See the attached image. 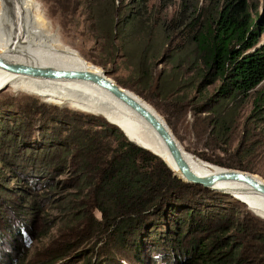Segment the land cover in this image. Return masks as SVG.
Returning a JSON list of instances; mask_svg holds the SVG:
<instances>
[{
  "label": "trees",
  "instance_id": "16d2710c",
  "mask_svg": "<svg viewBox=\"0 0 264 264\" xmlns=\"http://www.w3.org/2000/svg\"><path fill=\"white\" fill-rule=\"evenodd\" d=\"M92 1L95 20L110 25L101 39L112 46L121 39L122 46H134L132 88L118 84L146 102L170 99L184 116L194 112L207 143L219 145L224 154L234 157L217 164L254 172L248 162L255 151L252 132L246 130L235 147L234 136L242 110H254V114L264 110V14L259 2L169 0L168 15L161 19L149 12L148 0H135L125 12L117 5L122 0ZM161 65L166 68L158 74ZM61 113H57L61 120L49 118L53 132L48 127L41 131L45 148L31 154L30 161H40L33 168V188L49 190L45 181L52 173L71 176L77 193L67 198L66 211L85 223L87 234L95 236L101 229L108 248L114 241L109 252L99 256L98 264L102 258L105 264L113 262L117 253H125L136 264H264V225L250 210L242 214L239 201L175 177L134 137L126 133L133 143L99 116ZM256 117L251 124L255 125ZM4 131L9 130H0V139L8 138L5 144L13 145L14 132L4 136ZM24 142L20 146L16 142L12 151L25 148ZM14 165L6 167L14 173ZM12 229L5 231L15 238L13 251L5 249L3 240L9 235L0 231V264L14 263L17 244L30 239V226L20 222ZM150 240L158 244L151 247ZM68 256L66 252L52 258L59 259L58 264Z\"/></svg>",
  "mask_w": 264,
  "mask_h": 264
},
{
  "label": "rangeland",
  "instance_id": "374dc122",
  "mask_svg": "<svg viewBox=\"0 0 264 264\" xmlns=\"http://www.w3.org/2000/svg\"><path fill=\"white\" fill-rule=\"evenodd\" d=\"M255 1L259 2L260 12L264 14V0ZM36 2L39 4L38 6H40V17L48 27L50 33L64 47L78 53L81 57H78L80 62H87L86 64L92 69L102 74L107 73L108 77L117 84L122 82L126 87L132 88L130 86L134 82L132 75L135 74L136 71L132 69L130 53L133 51L134 46H128L127 48L122 46V39L119 45L112 46L110 42H104V40L101 39L104 34L103 32L110 25L107 21L100 24L95 20L96 7L92 0H36ZM132 2L135 3V0H122L119 5V1H117L120 12L131 10L134 7ZM148 2L149 12L158 14L161 19L164 18V15H168L166 7L170 4L169 0H148ZM172 3L175 4L174 1H172L171 4ZM169 10L170 13L173 12L175 6L170 7ZM14 17L16 16L13 15L7 18V21L9 20L8 22L10 23L9 26L14 25L17 30L19 28L20 30H24L23 32L29 31L28 26L23 23V21H19L20 18L14 20ZM17 30L13 31L16 32ZM25 34L28 35L26 32ZM12 35L13 34H9L4 30H0V40L1 38H10L11 40ZM18 43L19 45H24L23 39H18ZM111 52L112 55H110ZM42 53L43 52L40 50V55H42ZM59 57L60 56L49 59L53 60L56 66H59V62L57 61ZM67 58L68 54H65L60 57V60L63 61V64L69 65L77 60L74 59L72 61ZM162 62L163 61L160 60L158 64ZM164 69L161 65L158 74ZM9 83L10 85H6L4 88L0 89V130H9L4 131V136H9L10 131L14 132L11 136L15 138L13 145L10 143L5 144L8 142V138L3 139V141L0 139V186H4V189L0 190V231L5 233V235H9L3 240L5 242L4 245H6L5 249L13 251L12 247L14 246V242L12 241L15 240L8 231H5L6 228L13 231L12 228L17 227L20 222L31 227V232H28L30 239L28 238L22 245L17 244L20 248L16 251V259L12 264H55L59 259L54 260L52 257L55 255H62L66 252H69V256L58 264H89L87 262L89 260H91V264H98L99 256L108 253L114 241H111L108 248L107 245L109 241L108 239L103 240L101 238V229L96 232L95 236L87 234L85 223L76 220L74 215L66 211L65 206L68 200L67 198L77 193L74 180L71 179V176L68 174L58 176V174L52 173V176L46 178L47 180L45 181L46 186L49 184L50 189L42 192L34 191L33 185L36 180L32 178L34 176L33 168L36 164L39 166L40 161H36V158H32V161H30V157L32 152L35 153L45 148L46 142L42 140L41 131L47 127L50 131H54L52 129L53 124L50 123L49 120L53 118L61 120L62 118L57 116V113L62 114L61 110L66 113L69 112L72 116H74L72 113H85L99 116L111 124L116 125L127 137L129 134L134 138L135 136L115 122H111L105 115L98 111H94L92 108H87L79 102L64 101L67 103L58 104L53 98V95L51 97L41 98L36 94L25 92L23 89L13 85V83L29 85L28 83L7 82V84ZM262 87H264V85ZM129 88L124 89H127L131 95L133 94L132 96L134 98L138 97L136 98L138 101L144 104L149 111L156 114L172 129L176 138L182 144L181 146L184 154L186 153L203 163L223 170L242 171L222 167L217 164L230 162L234 157L230 156V153L224 154V151L219 149V145L207 143L208 140L201 131L203 127L201 123L195 119L194 112L189 111L184 116L183 110H181L182 108L175 105L170 99L165 101L159 98L157 103L153 104L149 101L146 102L147 100L145 98L142 99ZM156 105L164 110H159ZM253 111L254 110H242V118L239 119L238 128L234 136L236 140L234 147L242 139L246 130L252 132V146L255 151L248 162L249 166L254 168V172H244L252 174L254 178L256 177L264 181V110H261L257 114H254ZM256 116H258V120L255 125H253L250 122L256 119ZM45 121L48 122L45 123ZM124 130L129 134L127 135ZM23 139H25L24 146L26 147L16 148L15 150H17V153L12 151L16 144L20 146L19 142L21 143ZM128 139L133 142L129 137ZM5 160H7L6 163L3 162ZM12 163H15L14 167L16 170L14 173L9 171L6 167L8 164L11 165ZM22 177H25V179ZM21 191L23 192L20 193ZM229 196L242 204L240 205L242 214H244L246 210H250L249 212L261 222V226L264 225V219L257 217L255 214L263 218L264 216L255 208L244 202V200L237 195H235V197H239L240 199L234 198L231 195ZM27 197H29V199ZM83 200L86 199L84 198ZM24 201H26V203H24ZM225 205L228 206L230 203L226 202ZM29 209L32 211H24ZM31 212H33L34 215ZM93 214L96 218L101 219V214L99 212L94 210ZM157 244L158 243L153 240L149 241L151 247ZM1 248L2 246L0 249ZM116 255L114 261L109 264H136L130 257L126 256L125 253H117ZM154 255L157 257L163 256L155 253ZM101 264H105L103 258Z\"/></svg>",
  "mask_w": 264,
  "mask_h": 264
},
{
  "label": "bare ground",
  "instance_id": "6f19581e",
  "mask_svg": "<svg viewBox=\"0 0 264 264\" xmlns=\"http://www.w3.org/2000/svg\"><path fill=\"white\" fill-rule=\"evenodd\" d=\"M38 5L39 4L36 0H0V30L13 34L11 40L10 38H1L0 59L9 64H15L23 67L25 66L35 70L55 69L74 70L79 72L87 71L97 74L103 78L104 73L102 74L99 71L92 69L88 64H86L87 62H80L78 59L80 55L78 53L64 47L50 33L48 27L40 17V6ZM13 15L16 16L14 17V20L16 18L17 20L20 18L19 21H23V23L28 26L29 31L25 32L29 36L23 32L24 30H20V28L17 30L14 25L9 26L10 23L8 22L9 20L7 21V18ZM13 30L17 31L14 32ZM18 39H23L24 45H19ZM40 50L43 52L42 55H40ZM65 54H68L67 59L72 61L74 59L77 60L72 62L70 65L63 64L60 57ZM58 56H60L57 60L59 62V66H56V63L51 59ZM7 82H25L29 85H20L16 83H13V85L23 89L25 92L36 94L41 98L48 96L51 97L53 95V98L58 104L75 101L83 104L87 108H92L94 111L100 112L111 122H115L117 125H120L122 128L131 132L143 148L161 156V160L166 163L173 173L182 177L168 149L149 124L136 112H134L131 107L95 83L80 78L74 79L64 76L56 77L44 74H14L0 68V89L4 88L6 85H10V83L7 84ZM128 93L131 95L130 92ZM136 98L134 99L137 100ZM138 102L141 103L140 101ZM142 105L144 106V104ZM184 158L190 170L199 177L213 176L226 171L203 163L186 153L184 154ZM255 179L258 178L255 177ZM262 182L264 183V181ZM216 188L218 190L229 192L234 197L235 195L239 196L242 200H244V202L255 208L264 216V196L254 191L248 185L235 181H227L218 184ZM239 197L235 198L238 199Z\"/></svg>",
  "mask_w": 264,
  "mask_h": 264
},
{
  "label": "water",
  "instance_id": "95a60500",
  "mask_svg": "<svg viewBox=\"0 0 264 264\" xmlns=\"http://www.w3.org/2000/svg\"><path fill=\"white\" fill-rule=\"evenodd\" d=\"M0 68L14 73V74H23V75H36V74H44L51 75L56 77H69V78H80L86 81H90L95 83L105 91L109 92L126 105L131 107L134 112H136L144 121H146L149 126L158 134V136L163 141L164 145L168 149L170 155L172 156L176 167L178 168L182 177L178 174H174L175 177L183 180L187 184L200 185L206 189L212 191L223 192L224 194H228L233 196L231 193L218 190L216 186L220 183H224L227 181H235L248 185L254 191L264 196V183L261 180L255 179L252 174H249L244 171H236V170H226L223 173L216 174L208 177H199L196 176L188 167L186 160L184 158V151L182 149V144L176 138L172 129L164 123L156 114L146 109L141 103L135 100L129 93L127 89H124L119 86L114 80L108 77L107 73H104V77H100L97 74L90 73L87 71H74V70H35L28 67L18 66L15 64H9L4 60L0 59ZM143 148V147H142ZM148 150L146 148H143ZM153 155L161 159V156L158 154L148 150ZM234 197V196H233ZM235 198V197H234ZM242 202V201H241ZM243 203V202H242ZM255 214V213H254ZM257 217L264 219L263 217L255 214Z\"/></svg>",
  "mask_w": 264,
  "mask_h": 264
}]
</instances>
